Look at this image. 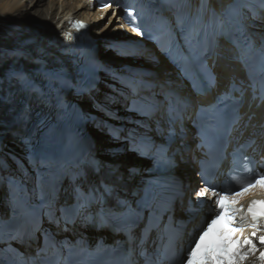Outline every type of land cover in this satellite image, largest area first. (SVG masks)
Wrapping results in <instances>:
<instances>
[{
  "label": "bare ground",
  "instance_id": "6f19581e",
  "mask_svg": "<svg viewBox=\"0 0 264 264\" xmlns=\"http://www.w3.org/2000/svg\"><path fill=\"white\" fill-rule=\"evenodd\" d=\"M225 0H221V3H224ZM95 6L93 2L89 4V0H0V18L7 21L9 24H24L32 25V24H41L44 27H47L50 31H53L57 34V32H60V26H65V20L69 17L78 18L79 21H84L86 24L89 25L88 29L90 30V35L92 38L98 40V48H99V56L102 60L109 61V62H115L116 64L119 63L118 59H115L114 57L107 56V51L104 49L105 42L103 39L105 38H116L119 34H124L127 32L126 27H118V24H124L122 21V13L118 10L117 7L115 8L116 11V17H113V20H111V23H108L109 16H107L108 12L112 15L113 9H109L107 13H101V12H94ZM103 19H101V15H104ZM104 24H107L108 26L105 27ZM102 25V26H101ZM18 26L19 29L22 31H29V28ZM263 25H258V27H262ZM17 31H15L16 33ZM121 40V39H120ZM27 46V45H26ZM150 49H152L150 46H148ZM153 51H155L153 49ZM139 55V59L142 58H148L151 53H148L146 51H138L137 53ZM156 55L157 52H156ZM159 64L155 65L154 67H150L149 63L136 59L135 63L136 65H141L143 67L148 68L150 71H154L155 74L158 75L156 78V81L159 85L166 86V80L165 75L167 76L171 75V78H168L169 80L173 82H179V79H175L174 71L170 68V66L165 62V60L159 55ZM15 59H18L17 55H14L11 50H8L6 53L2 54L0 56V63L3 61L10 60L13 62ZM148 64V66H146ZM231 67L234 68V71H230L229 73H223V80H221L223 83H226V79L229 78L230 81H234L236 77L240 76V70L239 68L231 64ZM173 72V74L171 73ZM4 83V81H3ZM2 85V84H1ZM100 90H104L102 87H99ZM188 90H184L183 93H186ZM94 96L98 97V93L94 94ZM208 98V97H207ZM120 100V98H118ZM12 100L4 99V101L0 104V116L1 119L4 121L6 120L5 114L11 112L14 108L13 105H10ZM85 101V100H84ZM120 109V107H118ZM258 117V124L264 123V112L259 111L256 112ZM251 114H249L245 120L244 123H249L250 126H253V124L256 123V120L252 118L251 120H248V117ZM89 127V126H88ZM87 127V128H88ZM93 128V126H91ZM94 129V128H93ZM93 131V138L95 139V145H96V151L98 150L99 154L102 155L104 153L103 150H113L115 149V146L117 144H111L108 143L106 138L101 135L99 132ZM253 131H255V128H251ZM9 139V138H8ZM10 140V139H9ZM264 142V141H263ZM124 153V152H123ZM122 153V154H123ZM183 154V153H182ZM184 153L183 156L185 158ZM103 156V155H102ZM119 158H125L124 162H126L128 165L133 164L134 160H128L125 156L126 155H119ZM189 158V156H188ZM117 162H122L121 160H118ZM122 167H124L122 165ZM180 168L183 169L184 175L188 177V182L190 183V187L195 186L197 184L196 177L194 176V170H189L188 165H182ZM123 169L118 168V174H120ZM49 227L57 232V235H59V238H64L67 236H81L82 234L92 235V231L88 228H86L83 225V222L81 220H77L71 224H62L58 221V218L55 217L54 222L49 225ZM63 229L69 230L68 233H64ZM36 246H40L39 243H37ZM27 252H31L30 249H34L35 245L32 243H29L27 245Z\"/></svg>",
  "mask_w": 264,
  "mask_h": 264
},
{
  "label": "snow or ice",
  "instance_id": "6c2138e0",
  "mask_svg": "<svg viewBox=\"0 0 264 264\" xmlns=\"http://www.w3.org/2000/svg\"><path fill=\"white\" fill-rule=\"evenodd\" d=\"M92 0H89V4ZM101 13H107L109 9H113L111 17H109L108 23H111L113 17H116V11L114 8L119 7L116 0H98ZM129 19L126 20V24H118V27H128L130 32L135 33L137 36L142 35V31L136 23V16L130 9H125ZM103 19V16L100 17ZM70 28L79 31L86 28V25L82 21L69 20ZM108 25L106 24L105 27ZM64 38L67 41H73L75 39L71 31L64 33ZM247 159V158H246ZM244 173H230V180L235 185V188L219 190L217 186L205 185L199 188L194 195L200 204L206 202L205 198H211L212 204L209 205L210 209L214 213L210 222H204L200 226L198 237L189 246L186 255L181 261V264H199L197 260V254L201 249V245L208 235L212 226L217 223L226 214L234 221L231 223V227L240 235L236 237V243L239 245L236 251L235 259L236 264H243L247 257L256 256L257 251H260V255L253 264H264V216L255 215L256 204L258 202H264V172L252 173L250 164L244 165ZM134 171V170H132ZM105 192L111 194V188L108 185L104 186ZM83 195V194H82ZM93 199L96 198L95 193L89 194ZM248 197L249 202L247 204L241 203L242 198ZM224 200L235 201L236 203H224ZM104 222H101L100 226H103ZM259 233V235H257ZM257 241L261 246V249L257 247ZM47 236L45 237V245L47 246ZM99 248V245H98ZM220 259H223L220 257ZM204 264H213L212 253L205 251L203 255Z\"/></svg>",
  "mask_w": 264,
  "mask_h": 264
},
{
  "label": "rangeland",
  "instance_id": "374dc122",
  "mask_svg": "<svg viewBox=\"0 0 264 264\" xmlns=\"http://www.w3.org/2000/svg\"><path fill=\"white\" fill-rule=\"evenodd\" d=\"M107 16L111 17V14L108 12ZM112 20H113V18H112ZM104 25H106V24H104ZM101 26H102V25H101ZM137 59H138V60H142V59H139V58H137ZM142 61H145V60H142ZM145 62H146V61H145ZM149 64H150L149 66L152 67V64H151V63H149ZM146 66H148V64H147ZM171 73L173 74V72H171ZM175 79H177V78L175 77ZM87 129H88V132H89V133H91V134L93 133V131L91 130L92 128H91L90 126H89ZM94 131H95V130H94ZM92 136H94V135L92 134ZM119 155H126V154H125V153H123V154L120 153ZM119 155H118V158L120 157ZM125 157H126V156H125ZM126 158H127V157H126ZM127 159H128V158H127ZM118 160H121L122 162H124L125 158H119ZM128 160H130V159H128Z\"/></svg>",
  "mask_w": 264,
  "mask_h": 264
}]
</instances>
